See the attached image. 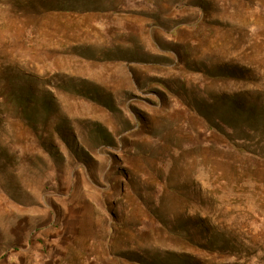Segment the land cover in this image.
I'll return each mask as SVG.
<instances>
[{"label":"rangeland","instance_id":"obj_1","mask_svg":"<svg viewBox=\"0 0 264 264\" xmlns=\"http://www.w3.org/2000/svg\"><path fill=\"white\" fill-rule=\"evenodd\" d=\"M0 264H264V0H0Z\"/></svg>","mask_w":264,"mask_h":264}]
</instances>
